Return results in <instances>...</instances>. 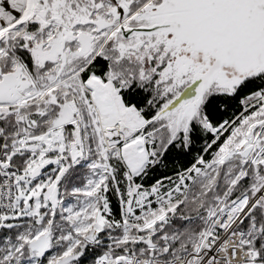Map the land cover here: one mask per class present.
Instances as JSON below:
<instances>
[{
    "label": "snow or ice",
    "instance_id": "6c2138e0",
    "mask_svg": "<svg viewBox=\"0 0 264 264\" xmlns=\"http://www.w3.org/2000/svg\"><path fill=\"white\" fill-rule=\"evenodd\" d=\"M0 264H264V0H0Z\"/></svg>",
    "mask_w": 264,
    "mask_h": 264
}]
</instances>
